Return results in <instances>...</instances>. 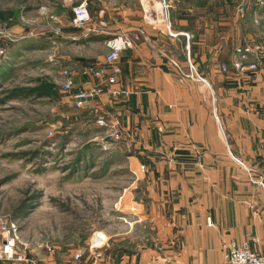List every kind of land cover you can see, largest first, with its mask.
<instances>
[{"label": "crops", "instance_id": "crops-1", "mask_svg": "<svg viewBox=\"0 0 264 264\" xmlns=\"http://www.w3.org/2000/svg\"><path fill=\"white\" fill-rule=\"evenodd\" d=\"M87 1L91 21L72 27L85 43L80 58L69 56L82 63L74 68L77 88L109 87L83 70L103 65L106 40L126 34L132 46L122 52L115 88L131 94L105 93L83 110L117 117L131 132L129 158L146 165L132 185L134 209L154 230L136 252L108 248L102 264H225L223 243L231 241L264 254V190L247 170L264 165V58L247 52L243 63L259 69L235 67L238 47L263 41L237 33L232 16L210 0H176L170 27L150 23L140 0ZM46 258L78 263L73 254ZM81 259L91 264L89 252Z\"/></svg>", "mask_w": 264, "mask_h": 264}, {"label": "rangeland", "instance_id": "rangeland-1", "mask_svg": "<svg viewBox=\"0 0 264 264\" xmlns=\"http://www.w3.org/2000/svg\"><path fill=\"white\" fill-rule=\"evenodd\" d=\"M81 1L0 0V214L16 223L28 254L42 264L52 252L60 261L87 255L95 231L121 252H136L154 232L134 209L140 165L131 150L58 85L64 68H83L71 64L85 51L70 24ZM209 2L232 16L237 33L264 40V0ZM39 77L58 87L52 97H16Z\"/></svg>", "mask_w": 264, "mask_h": 264}, {"label": "built area", "instance_id": "built-area-1", "mask_svg": "<svg viewBox=\"0 0 264 264\" xmlns=\"http://www.w3.org/2000/svg\"><path fill=\"white\" fill-rule=\"evenodd\" d=\"M144 10V16L152 24L166 22L170 27V13L176 0H140ZM91 21V13L87 0L81 1L73 8V16L70 24L74 28H85ZM56 32L62 33V28H56ZM263 43V44H262ZM108 52L105 55L103 65L90 64L84 68L85 75L93 78H102L107 81L109 87L106 88L100 83H92L84 88H77L76 72L69 68L62 70V79L59 82V88L65 92H71L73 103L76 108L83 109L90 101L107 93L111 98L119 96L129 97L131 92L126 89L115 88L118 84V76L122 69L119 65L122 52L132 46V40L126 34H117L106 40ZM237 52L240 57L235 61V67L239 69H249L253 72L259 69L257 61L248 65L243 63L247 52H254L258 58H264V40L253 46L238 47ZM195 70V68L192 66ZM223 70L227 67L224 65ZM98 127L107 130L115 140L125 141L126 147L131 150L132 134L122 128L121 122L117 117L110 115H101L97 118ZM264 150V147H263ZM146 165L141 164L138 170L133 173L138 177L139 171H145ZM250 179L264 190V165L260 171L247 168ZM122 199V198H121ZM208 225H212L211 218L207 220ZM16 223L0 214V262L12 261L15 264H42L35 257L30 256L26 250L27 245L22 242L19 234L16 232ZM103 231H95L88 242V250L92 256L93 264H101L105 258L106 249L110 248L109 236ZM97 238V240H96ZM25 245V246H24ZM223 254L225 264H264V254L253 250L248 242L238 243L235 241L223 243ZM83 256V252L78 251L74 259L78 260Z\"/></svg>", "mask_w": 264, "mask_h": 264}, {"label": "trees", "instance_id": "trees-1", "mask_svg": "<svg viewBox=\"0 0 264 264\" xmlns=\"http://www.w3.org/2000/svg\"><path fill=\"white\" fill-rule=\"evenodd\" d=\"M73 16V15H72ZM58 88L56 84L46 77H39L35 81V84L31 87H23L15 92H22L23 94L16 93V97H52L55 94V90ZM14 92V90H13ZM14 92V93H15ZM107 250V249H106Z\"/></svg>", "mask_w": 264, "mask_h": 264}, {"label": "bare ground", "instance_id": "bare-ground-1", "mask_svg": "<svg viewBox=\"0 0 264 264\" xmlns=\"http://www.w3.org/2000/svg\"><path fill=\"white\" fill-rule=\"evenodd\" d=\"M104 233L103 232H101V235H103ZM96 240H97V238H96Z\"/></svg>", "mask_w": 264, "mask_h": 264}]
</instances>
